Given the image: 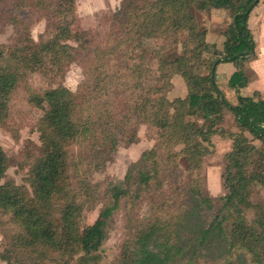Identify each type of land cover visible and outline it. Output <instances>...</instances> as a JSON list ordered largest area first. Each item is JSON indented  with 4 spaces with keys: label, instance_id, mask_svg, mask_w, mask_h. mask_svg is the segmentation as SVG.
Wrapping results in <instances>:
<instances>
[{
    "label": "trees",
    "instance_id": "1",
    "mask_svg": "<svg viewBox=\"0 0 264 264\" xmlns=\"http://www.w3.org/2000/svg\"><path fill=\"white\" fill-rule=\"evenodd\" d=\"M261 1L122 0L105 45L90 51L88 32L71 30L65 20L75 0H14L18 9L28 6L46 16L52 36L35 43L24 22L14 18L18 36L0 48L1 127L6 126L9 98L26 72L59 74L83 56L88 70L76 91L60 84L30 94V104L42 115L36 124L40 145L29 154L28 187L1 182L11 158L0 146V214L15 226L0 253L6 264H100L109 220L122 201L135 203L144 194L150 213L122 241L112 264H170L181 253L175 226L183 220L184 202L197 198L206 208L213 205L201 169L226 109L235 130L227 134L231 146L221 174L224 193L201 237L215 232L222 238L226 255L221 264H238V252L247 264H264V201L250 198L253 185L264 187V93H240L249 85L248 62L256 56L248 17ZM218 7L230 8L232 16L221 33V49L208 43L207 28L191 13ZM148 55L157 61L160 86L139 83L150 71ZM206 59V73L196 72V64ZM223 61L234 64L225 84L236 97L233 104L214 79ZM174 75L183 78L188 92L169 99L164 89ZM140 124L158 130L155 145L131 162L122 185L93 182L92 172L103 169L119 138L134 142ZM180 162L189 175L187 190L165 193L167 173ZM100 199L95 221L80 228L81 213Z\"/></svg>",
    "mask_w": 264,
    "mask_h": 264
},
{
    "label": "rangeland",
    "instance_id": "2",
    "mask_svg": "<svg viewBox=\"0 0 264 264\" xmlns=\"http://www.w3.org/2000/svg\"><path fill=\"white\" fill-rule=\"evenodd\" d=\"M122 0H75L74 10L65 16L69 27L73 31H86L88 37L92 39L94 46H104L107 35L112 31V14L121 6ZM262 5H257L250 11L248 22L255 27H251L254 38L264 41V27L260 31ZM191 13L207 28L206 40L210 45L214 44L217 49H221L224 40L221 34L231 22L232 16L230 8H210L200 11L191 9ZM257 16V17H256ZM18 18L27 26L30 36L35 43L44 41L52 36L51 29L47 28L46 16L35 12L28 6L17 8L14 0H5L0 5V48L11 46L18 36L19 25L14 22ZM257 18V19H256ZM248 23V24H249ZM68 44L75 45L73 41ZM212 49V48H211ZM92 54V52H87ZM205 56H209L206 53ZM209 59L198 62L199 69H194L199 73H206ZM147 64L149 72L139 79L142 87L150 85L160 86L162 82H157L158 73L156 71L157 61L148 55ZM88 70L87 56L70 63L67 68L59 73H45L42 71H28L22 75L17 83L16 89L12 92L8 101V116L6 126H0V146L11 158L10 164L1 178V182L13 181L17 185L28 187L26 177L30 166V153H36L40 145L39 133L36 124L42 115L41 110L33 107L28 98L31 93L42 94L45 90L57 85H64L72 91H76L80 83L86 77ZM234 70L232 62H219L216 65L214 79L222 89L223 94L230 103L235 102V95L227 87L226 81L230 73ZM250 79L248 87L241 90L242 95H249L253 92V82L255 74L250 69L247 73ZM187 87L180 75H174L171 84L164 89L165 95L169 98L183 97L187 94ZM201 121L199 118H195ZM220 130L212 136V146L210 152L203 157L201 175L204 179L206 193L212 197L213 205L206 208L198 203L197 198H188L182 205L183 220L175 226V242L181 247V253L173 259L170 264H221L225 255L224 241L215 232L201 237L202 230L209 228L210 223L217 212L218 204L216 199L224 193L222 187L221 174L225 168V155L230 150L231 141L227 134L235 130V123L232 114L226 109L223 121L217 123ZM157 129L146 124H140L137 129V139L127 143L123 137L119 138L118 145L105 161L103 169L93 171L92 181L100 183L102 187L108 181L122 185V180L127 167L131 162L137 160L140 154L151 148L156 143ZM76 149V147H74ZM175 172L167 173L163 190L169 193L170 190L179 188L187 190L189 175L185 170V164L180 162ZM252 201H264V187L253 185L250 192ZM102 200L85 209L79 219V227L92 224L98 216L102 206ZM151 202L149 195L144 194L138 202L122 201L119 209L114 213L107 224L106 238L101 247L100 264L116 263L122 241L132 231L134 225L146 219L150 213ZM248 216L251 211H247ZM15 229L8 217L0 214V253L8 244L9 233ZM238 264H247V258L243 253L236 254ZM0 264H6L0 258Z\"/></svg>",
    "mask_w": 264,
    "mask_h": 264
},
{
    "label": "crops",
    "instance_id": "3",
    "mask_svg": "<svg viewBox=\"0 0 264 264\" xmlns=\"http://www.w3.org/2000/svg\"><path fill=\"white\" fill-rule=\"evenodd\" d=\"M260 5H262L264 7V2L261 1L259 3V6ZM259 14H261L260 26L257 28H259V31H260L261 27L262 26L264 27V9H262L261 13H259ZM256 21L257 20L254 19L252 22V25H250V23L248 22L249 23L248 26H249L252 34L254 32L252 31L251 27H253V26L255 27ZM253 38H254V36H253ZM254 40H255V44H256L255 45L256 56L254 59H252L248 62V65L256 76L254 79L253 85H252V86H254V90H258V91L264 93V41H262V39L260 40L257 38H254Z\"/></svg>",
    "mask_w": 264,
    "mask_h": 264
},
{
    "label": "water",
    "instance_id": "4",
    "mask_svg": "<svg viewBox=\"0 0 264 264\" xmlns=\"http://www.w3.org/2000/svg\"><path fill=\"white\" fill-rule=\"evenodd\" d=\"M253 4H254V2H252L251 4H250V6H249V8H248V10L247 11H249L250 10V8L253 6ZM246 11V12H247Z\"/></svg>",
    "mask_w": 264,
    "mask_h": 264
}]
</instances>
